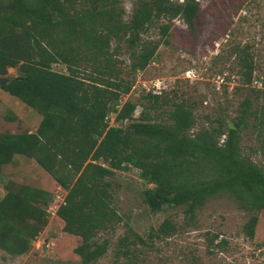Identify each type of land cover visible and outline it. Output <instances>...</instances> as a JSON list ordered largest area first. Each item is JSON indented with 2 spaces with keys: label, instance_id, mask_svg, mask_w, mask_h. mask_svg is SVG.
I'll use <instances>...</instances> for the list:
<instances>
[{
  "label": "trees",
  "instance_id": "obj_1",
  "mask_svg": "<svg viewBox=\"0 0 264 264\" xmlns=\"http://www.w3.org/2000/svg\"><path fill=\"white\" fill-rule=\"evenodd\" d=\"M198 13L195 0L141 1L125 23L119 0H0V76L7 68L17 70L1 89L42 116L35 133H0V168L24 156L65 192L55 215L63 232L80 239L73 249L77 264L101 258L108 241L99 242V234L121 221L107 180L115 171H138L145 182L142 198L152 213L183 206L193 220L208 200L233 199L252 213L243 232L253 237L264 210V170L240 146L243 132L254 133L264 156V91L251 86L254 77L259 79L252 47L233 41L227 55L214 58H233L236 90L254 92L255 104L245 97L231 125L207 117V127L190 135L191 105L174 102L167 92H147L143 108L166 109V124L149 120L145 111L133 120L136 105L121 100L133 87V75L155 59L160 41L166 43L171 22L179 17L192 31ZM161 18L168 22L159 26V41L142 39ZM126 35L132 47L128 65L118 56V44L111 47L112 40L120 42ZM110 114L115 125L109 123ZM52 199L43 189L11 183L0 199V250L20 255L46 227ZM175 231L168 219L147 238L129 230L118 240L114 256L123 257V264H139L154 238Z\"/></svg>",
  "mask_w": 264,
  "mask_h": 264
},
{
  "label": "rangeland",
  "instance_id": "obj_2",
  "mask_svg": "<svg viewBox=\"0 0 264 264\" xmlns=\"http://www.w3.org/2000/svg\"><path fill=\"white\" fill-rule=\"evenodd\" d=\"M141 1L150 0H119L125 23ZM183 1L171 0V3ZM195 1L199 13L194 30L191 31L181 18L174 19L164 39L166 43L160 41L155 59L133 75V87L121 99L122 103L128 100L136 105L133 120L145 111L143 108L147 103L144 95L154 89V85L167 92L174 102L184 101L191 105L194 125L190 135L207 127V117H219L231 125L244 98L250 97L254 102L252 90H236L239 84L233 58L224 62L214 58L227 55L230 42L247 43L254 52L256 75L264 78V0ZM167 22L164 18L155 20L141 38L159 41V26ZM127 38L126 35L120 42L111 41L112 48L118 44V56L125 65L129 64L132 50ZM52 68L65 72L61 65H53ZM15 76L17 70L7 68L6 74L0 78ZM254 89L264 91V80L261 88ZM257 102L261 103L262 99ZM145 113L153 122H170L166 109L153 111L146 108ZM113 117L114 114L109 115L110 125H115ZM41 120L42 116L37 111L10 96L0 86V133H35ZM240 146L243 154L264 170V156L259 151V141L254 133L243 132ZM107 180L111 182L113 206L121 221L112 231L99 234V242L106 239L108 248L92 264H123V257L116 259L114 256L118 240L129 230L147 238L149 231L156 229L165 219L175 224L176 231L165 239L154 238L152 248L144 250L137 259L139 264H264V210L258 213L253 237L249 238L244 234L243 226L252 213L226 196L208 200L196 211L194 219L189 220L183 206L150 212L142 198L145 182L135 169L115 171L114 176ZM11 183L43 189L51 193L53 199L46 208V227L28 242L20 255L0 250V264L79 263L80 259L73 249L80 239L63 232L62 221L52 216L65 193L57 189L51 177L34 160L20 155L0 168V199Z\"/></svg>",
  "mask_w": 264,
  "mask_h": 264
},
{
  "label": "built area",
  "instance_id": "obj_3",
  "mask_svg": "<svg viewBox=\"0 0 264 264\" xmlns=\"http://www.w3.org/2000/svg\"><path fill=\"white\" fill-rule=\"evenodd\" d=\"M263 80H264V78L263 77H259V79H257V78H253V80H252V83H251V86L252 87H254V88H261L262 87V82H263ZM155 87H154V89H152L150 92L152 93V94H160L161 93V91H160V87H158L157 85H154ZM147 92H149V90L147 91ZM56 200H59V199H56ZM62 202V201H61ZM60 202V203H61ZM59 203V204H60ZM58 204V205H59ZM57 208V207H56ZM49 209H52V208H49ZM56 210V209H55Z\"/></svg>",
  "mask_w": 264,
  "mask_h": 264
},
{
  "label": "water",
  "instance_id": "obj_4",
  "mask_svg": "<svg viewBox=\"0 0 264 264\" xmlns=\"http://www.w3.org/2000/svg\"><path fill=\"white\" fill-rule=\"evenodd\" d=\"M6 82H7V79H5V78H0V86L5 85Z\"/></svg>",
  "mask_w": 264,
  "mask_h": 264
},
{
  "label": "crops",
  "instance_id": "obj_5",
  "mask_svg": "<svg viewBox=\"0 0 264 264\" xmlns=\"http://www.w3.org/2000/svg\"><path fill=\"white\" fill-rule=\"evenodd\" d=\"M54 182V181H53ZM57 189H59L61 192H63V194L65 193L62 189H60L59 187L57 188ZM65 195V194H64ZM4 196V195H3ZM52 216H56L55 215V211L52 213Z\"/></svg>",
  "mask_w": 264,
  "mask_h": 264
}]
</instances>
